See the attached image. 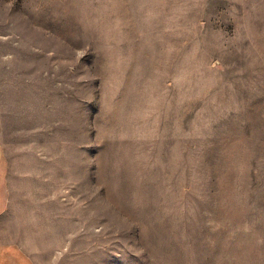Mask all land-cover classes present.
<instances>
[{
  "label": "rangeland",
  "instance_id": "374dc122",
  "mask_svg": "<svg viewBox=\"0 0 264 264\" xmlns=\"http://www.w3.org/2000/svg\"><path fill=\"white\" fill-rule=\"evenodd\" d=\"M0 264H264V0H0Z\"/></svg>",
  "mask_w": 264,
  "mask_h": 264
},
{
  "label": "crops",
  "instance_id": "0c3cea01",
  "mask_svg": "<svg viewBox=\"0 0 264 264\" xmlns=\"http://www.w3.org/2000/svg\"><path fill=\"white\" fill-rule=\"evenodd\" d=\"M1 201H2V195H0V205L2 204Z\"/></svg>",
  "mask_w": 264,
  "mask_h": 264
}]
</instances>
